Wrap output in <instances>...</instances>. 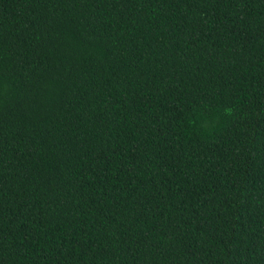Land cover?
<instances>
[{"label": "trees", "instance_id": "trees-1", "mask_svg": "<svg viewBox=\"0 0 264 264\" xmlns=\"http://www.w3.org/2000/svg\"><path fill=\"white\" fill-rule=\"evenodd\" d=\"M0 264H264V0H0Z\"/></svg>", "mask_w": 264, "mask_h": 264}]
</instances>
